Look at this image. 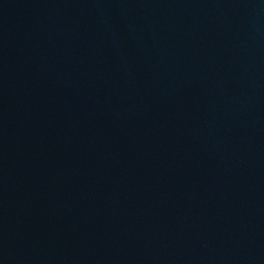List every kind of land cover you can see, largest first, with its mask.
Masks as SVG:
<instances>
[{
    "label": "water",
    "instance_id": "1",
    "mask_svg": "<svg viewBox=\"0 0 264 264\" xmlns=\"http://www.w3.org/2000/svg\"><path fill=\"white\" fill-rule=\"evenodd\" d=\"M0 264H264V0H0Z\"/></svg>",
    "mask_w": 264,
    "mask_h": 264
}]
</instances>
